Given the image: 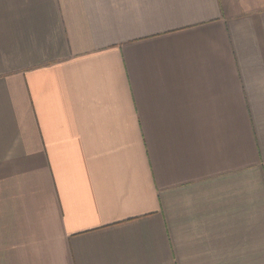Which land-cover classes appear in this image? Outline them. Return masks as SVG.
I'll use <instances>...</instances> for the list:
<instances>
[{
    "label": "crops",
    "instance_id": "crops-1",
    "mask_svg": "<svg viewBox=\"0 0 264 264\" xmlns=\"http://www.w3.org/2000/svg\"><path fill=\"white\" fill-rule=\"evenodd\" d=\"M0 264H264V0H0Z\"/></svg>",
    "mask_w": 264,
    "mask_h": 264
}]
</instances>
